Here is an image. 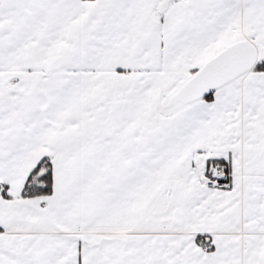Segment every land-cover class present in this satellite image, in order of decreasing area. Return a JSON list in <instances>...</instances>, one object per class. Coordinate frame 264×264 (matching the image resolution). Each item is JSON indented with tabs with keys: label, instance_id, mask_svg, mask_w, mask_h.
Listing matches in <instances>:
<instances>
[{
	"label": "snow or ice",
	"instance_id": "snow-or-ice-1",
	"mask_svg": "<svg viewBox=\"0 0 264 264\" xmlns=\"http://www.w3.org/2000/svg\"><path fill=\"white\" fill-rule=\"evenodd\" d=\"M0 264H264V0H0Z\"/></svg>",
	"mask_w": 264,
	"mask_h": 264
}]
</instances>
